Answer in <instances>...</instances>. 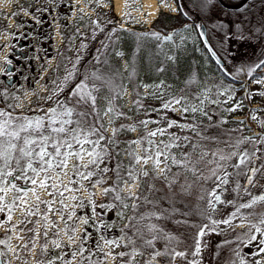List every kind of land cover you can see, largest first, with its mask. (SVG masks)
<instances>
[{"label": "rangeland", "instance_id": "1", "mask_svg": "<svg viewBox=\"0 0 264 264\" xmlns=\"http://www.w3.org/2000/svg\"><path fill=\"white\" fill-rule=\"evenodd\" d=\"M66 2V12L62 19L57 13H50L51 42L46 41L44 44L33 46L35 69L40 71L41 77L36 78L37 84L32 87L27 84L26 89L20 94L23 103H17L18 107H14L15 111L22 113L19 116L29 118L40 116H32L33 113L29 109L36 104L50 102V91L54 90L56 79L61 74H63L60 77L61 85L65 86L67 81L65 77L72 67V60L74 56H78L83 40L87 37L90 36L91 41L98 44L106 39L110 49L116 39H122L118 27L148 28L161 12L175 14L178 11L175 0H155L157 9L154 15L150 6H144L142 0H121L119 11L115 10L113 0H66ZM54 14L57 17H54ZM208 16L216 19L215 15ZM33 19L38 33L41 30L38 27L43 26L44 21L36 15ZM106 22L107 25L104 26ZM101 24L104 27H98ZM198 25L199 23L195 31L190 28L177 33L169 31L162 39V48L167 58L175 53L181 56L186 54L184 46L194 41V58H198V54L202 55L207 66L201 80L178 81L172 62L165 77L143 85L146 109L142 112L130 111L127 117V121L132 123L135 130L129 132L120 130L118 134V137L122 138L120 147L123 149L126 175L129 176L131 172L135 177L131 181L128 178L123 180L121 183L123 192L134 193L141 183L143 173L147 172V175L159 176L171 191L191 199L214 176L213 171L237 162L239 150L248 145L247 139L260 140L264 137V67H259L254 72L257 75L247 80L250 75L249 69L254 68L253 61L259 49V39L246 38L249 46L242 39L233 48L230 42L217 32L216 26L208 28V39L225 63L224 68L216 67L208 59L207 52L201 48ZM9 34L10 30L3 34L4 43L8 46ZM101 34L103 36L100 41ZM115 57L125 70L127 64L122 48L115 51ZM259 59L264 60L263 53L259 54ZM1 64L0 60V66ZM213 68L214 72L211 71ZM224 73L231 77H225ZM121 101L123 109L131 104L128 86L123 90ZM102 102L107 108L105 96H102ZM193 108L197 110L192 111ZM71 119L78 120L74 114ZM104 121L107 135H113L116 122L123 123L121 118H111L108 113L104 115ZM123 127V124L119 125L120 129ZM160 129L163 130V134L158 131ZM217 130L222 131L223 136L219 142H211L218 137L215 132ZM154 131L157 132L155 136L148 135ZM105 137L100 141L96 151L102 147ZM89 139L95 140L97 137L90 136ZM134 141L137 143H133ZM240 141L243 143H238ZM113 142L114 140L110 145ZM165 145L170 147L165 148ZM74 148L78 149L79 146L74 145ZM85 148L91 150L92 145L86 144ZM158 151L162 155L158 157L160 163L157 165L155 159ZM233 152L238 155L232 156ZM204 153L207 155H203ZM213 153L217 155L214 156ZM221 155L231 158L221 160ZM148 156H152L153 159L144 163L143 159ZM137 157L141 158L139 163ZM173 158L180 163H173ZM88 160L87 155H84L82 160L73 157L69 159L67 168L49 170L47 175L51 179L47 180L49 185L47 188H41L38 184L33 185L31 180L23 178L16 180L15 177L21 173L15 170V164L11 166L9 170L14 176L11 182L18 187L26 185L27 187L23 189L27 190V195L10 190L2 202V205H13L11 209L5 206L3 211H0V241H5L0 244L3 264H49V261L52 264H76L80 262L78 259L82 254L81 262L87 264L89 256L86 251L89 248L102 254L101 264H160L162 256L153 260L154 253L145 254L136 249L120 247L115 229L124 218L122 213L115 216L110 214L108 220H100L97 215L92 214L90 222H83L86 220L85 216L81 215L84 203L91 200L86 189L89 179H82L73 169V165H79L78 171L85 174L86 170L91 169L93 172L98 170L100 163L97 162L92 168ZM23 163L22 161L21 164ZM85 164H88L87 168L83 167ZM27 175L31 177L32 173L29 172ZM44 177L45 174L40 173L36 179L39 181ZM9 178L4 179L10 181ZM69 178L72 183H69ZM65 185L72 191L65 190ZM251 188L254 192L250 191V196L255 192L254 196L264 195V180L255 181ZM16 196H22L23 200H14ZM251 199L252 197L244 195L235 201L230 197L229 191L222 188L221 202H215L218 218L212 222L210 228L203 230V235H199V254L193 255L197 249L196 244L194 251L174 260L171 258V263L192 264L195 261L196 264H264V251H261L264 249V224L260 223L264 219V201H258L247 212L237 214L230 223H223L225 220L229 221L233 215L231 209L234 205L248 203ZM252 225H256L260 231L258 232ZM84 226L88 234L81 243L80 234ZM95 227L98 230L91 234ZM53 241L60 247H56Z\"/></svg>", "mask_w": 264, "mask_h": 264}, {"label": "trees", "instance_id": "2", "mask_svg": "<svg viewBox=\"0 0 264 264\" xmlns=\"http://www.w3.org/2000/svg\"><path fill=\"white\" fill-rule=\"evenodd\" d=\"M175 1L178 5L177 13L161 12L152 26L148 28L118 27L119 36L122 39H116L114 46L110 49L106 44V39H103L99 44L96 41L92 42L90 36L84 39L82 48H80L81 51L72 60V67L69 71L72 75L65 82V86L61 85V79L58 78L55 84V98L48 103L36 104L29 109L33 113L32 116H45L50 108H58L57 102H59L66 107L73 108L77 119H81L77 113H89L88 125H94L100 130V134L106 137L102 147L98 150L101 153L98 159L100 167L95 172L91 169L90 171L86 170L93 173L86 186L91 200L84 203L81 215L85 216L87 222H90L92 214L97 215L100 220H108L110 214L115 216L122 213L124 218L115 229L120 247L122 249H136L145 254H155L157 251L167 253V255H162L160 264H172L171 258L175 253L189 254L194 251L201 229L210 228L212 222L218 218L217 207L215 206L213 209L209 208L208 205V200L212 198L210 194L213 191L215 195L220 197L222 188H226L230 197L238 201L244 195L253 197L256 193H252V196L249 195L250 191L254 192L251 188L252 185L248 184L247 177L249 175L252 176L253 183L264 180V137H261L260 140L247 139L248 145L239 150L238 154L246 153L248 155L246 165H242L239 169L233 165L218 169L215 175L191 199L171 191L159 176L153 175L142 176L141 183L133 194L128 191L123 192L121 189L123 180L128 178L131 181L132 179L126 175L125 162L122 157L123 149L120 147L122 138H119L118 134L120 130L129 132L133 128L132 123L127 121L130 111L142 112L146 109L142 93L143 85L165 77L172 62H174L178 81L199 82L207 70L202 55L198 54V58H194V41L184 46L185 55L179 56L178 53H175L167 58L162 48V39L165 34L169 31L171 33L181 32L188 28L195 31L197 24L203 22L206 29L216 26L217 32L226 41L228 40L233 48L242 39L248 46L250 45L248 40L259 39V49L255 53L253 61V69L255 70L248 75L247 80L257 75L254 72L259 67H264V64L261 63L264 60L259 59V54H264V0ZM211 14L215 15L216 19L208 16ZM172 24L173 26H171ZM102 26L101 24L98 27L101 28ZM102 36L103 34L100 36V41ZM227 45L229 46V44ZM118 48H122L124 51L127 64L125 70L122 69L119 59L115 57V51ZM201 48L205 51L203 46ZM208 59L216 65L209 56ZM224 65L225 63L222 66L216 65V67L224 68ZM257 65L260 66L257 67ZM197 69L199 73H197ZM211 71L214 72L215 68ZM93 73L100 79H95ZM224 75L231 77L226 73ZM85 77L89 78L85 83L89 85L90 90L98 89V91L93 92L96 97L94 106L91 101L78 103L79 98L72 94L76 85L85 80ZM125 86L130 89L132 101L128 107L123 109L121 96ZM102 96L107 99V108L102 102ZM109 108L112 109L111 112H109ZM2 110L8 111L5 107H2ZM106 113L111 118L117 117L123 121V123L116 122L114 124L116 131L113 135L106 133L104 121ZM21 114L16 112V117H20ZM120 124H123V129L119 128ZM215 132L218 137L211 142H219L223 136L222 131L217 130ZM113 140L114 142L110 145ZM238 162L239 155L235 164ZM93 167L95 165H92ZM103 169L108 171H102ZM252 169L258 171L253 174ZM97 181L100 183L98 184ZM223 181H227V183ZM238 185L239 187H237ZM102 189H112V191L104 193ZM117 192L121 199H116ZM213 202L215 204V201ZM133 203L136 204L135 208L132 207ZM240 204L237 203L232 207L231 210L235 215H231L230 222L236 218L237 214L245 213L249 209L240 208ZM213 211L215 212L213 213ZM142 216L145 219L141 220L140 217ZM152 224L157 226V231H148L147 226ZM96 230H98L97 227L91 234H95ZM87 234L88 231L84 226L80 234L81 243ZM154 235L158 238L153 240L151 246H148L145 241L152 239ZM166 236L172 239H166ZM129 241L132 242L129 243ZM86 253L89 256L87 264H101L102 254H98L92 248H89ZM82 256L83 254L78 259L80 262L76 264H85L81 262Z\"/></svg>", "mask_w": 264, "mask_h": 264}, {"label": "snow or ice", "instance_id": "3", "mask_svg": "<svg viewBox=\"0 0 264 264\" xmlns=\"http://www.w3.org/2000/svg\"><path fill=\"white\" fill-rule=\"evenodd\" d=\"M159 38V37H157ZM118 55H122L118 53ZM264 64V61L261 62ZM260 65H257L259 67ZM255 69H249V74ZM72 73L69 72L68 76L65 77L67 80L71 77ZM93 77L95 79H100V77L96 76L93 73ZM89 79L85 77V80H82L78 83L73 90V96L78 97L79 102L87 103L91 101L93 106L95 105L96 97L93 95L94 91H98V89H89V85L85 83V81ZM179 101H177L178 103ZM58 103V108H50L45 116H38L35 118H29L26 116L14 117L11 113L0 110V211H3V208L6 206L9 209L13 207V205H2V202L5 200L7 193L12 190L16 193L23 192L24 195H27V190L18 187L15 183L11 181H6L5 177H10L13 175V172L9 169L13 164H15L17 171L21 173L20 176H16L15 179L19 180L21 178L25 180H31L33 185H37L41 188H47L49 185L47 184V180L51 179L47 175L49 170L54 168L65 169L68 167V161L70 158H76L77 160H82L84 155L89 157L88 164L97 165L98 159L100 158L101 153L96 151V148L99 146L100 141L104 139V136L100 134V130L95 128L94 125H88L87 117L89 115L88 112H80L77 113L81 119L73 120L71 117L74 114V109L70 107H66L64 104ZM168 107V105H165ZM197 109L193 108L192 111H196ZM112 109L109 108V112ZM111 122V121H110ZM146 123V122H143ZM70 125H74V127H69ZM172 124H169L171 127ZM131 130H135L134 128ZM116 130L114 129L113 132ZM161 134H163V130H158ZM157 132H149V136H155ZM95 135L97 139L91 140L90 136ZM133 143H137L134 141ZM238 143H243L240 141ZM92 145L91 150L85 148V145ZM74 145H78L79 148H74ZM170 147V145H165V148ZM51 149V151L49 150ZM63 149V151H62ZM16 154L15 156L13 154ZM162 155L161 152L156 153L157 159H155V163L158 165L160 163L158 157ZM203 155H207L204 153ZM213 155H217V153H213ZM232 156H237L238 154L233 152ZM59 158V159H58ZM203 156L201 157V159ZM231 157L220 156L221 160L230 159ZM137 162L139 163L141 158L137 157ZM149 159H153L152 156H148L143 159L144 163H147ZM24 162L23 165L21 162ZM246 161H248V155L246 153L239 154V162L234 164L233 167L240 168L242 165H246ZM173 163L179 164V161H176L173 158ZM88 164L83 165V167L87 168ZM35 165V166H34ZM73 169L77 172L78 175L81 176L82 179H89L93 173L87 172L86 174L83 172H79V165H73ZM102 171H108L107 169H103ZM258 170L252 169V173L255 174ZM31 172L32 176L29 177L27 173ZM40 173H44V179H40L37 181L36 177L40 175ZM67 175V173H65ZM143 175H147V172H144ZM213 175H215V171H213ZM227 175V173H225ZM130 179H135L132 173H129ZM248 184H253L252 176L249 175L247 177ZM227 183V181H223ZM69 183H72L71 178H69ZM99 184L100 181H97ZM7 184V186H5ZM59 187V185H57ZM65 190L72 191V189L67 188L65 185ZM95 187V185H94ZM239 187V185L237 186ZM33 194H35L34 189H32ZM108 191H112V189H102V192L107 193ZM63 195V193H60ZM212 197L208 200L209 208H215V202H221L220 197L215 195V192L210 194ZM76 197H73L75 199ZM20 199L23 200L22 196L14 197V200ZM116 199H121L118 192L116 195ZM258 201H264V195L253 196L249 203H244L239 205L240 208H250L252 205L256 204ZM132 207L135 208L136 204L133 203ZM239 210V209H238ZM31 215L32 213L29 212ZM235 215V213L233 214ZM9 219L11 217L9 216ZM141 220L145 219V217H140ZM87 223V220L83 221ZM230 221L225 220L223 223H229ZM261 224H264V219L260 221ZM134 226V225H130ZM149 232L157 231V226L152 224L148 225ZM252 227L256 228L259 232L260 229L256 225H252ZM139 232V230H137ZM204 231L201 229L199 235H203ZM157 236H153L152 239L146 240L145 243L148 246H151L153 240L157 239ZM166 239H172L171 237H165ZM71 239V237H70ZM255 239V237H253ZM132 241H129L131 243ZM5 243V241H0V244ZM56 247H60V245L53 241ZM107 243H114L113 241H107ZM199 241H197V249L193 253V255L199 254ZM264 251V249H261ZM136 254V253H133ZM162 255H167V253L155 252L153 256V260L155 257H159ZM185 254L182 252L175 253L172 257L174 260L176 257H183ZM49 264H52L49 261ZM192 264H196L195 261Z\"/></svg>", "mask_w": 264, "mask_h": 264}, {"label": "flooded vegetation", "instance_id": "4", "mask_svg": "<svg viewBox=\"0 0 264 264\" xmlns=\"http://www.w3.org/2000/svg\"><path fill=\"white\" fill-rule=\"evenodd\" d=\"M66 4V0H0V110L5 107L8 113L16 115L14 107L17 108L18 104L23 103L20 97L23 89H26L27 84L30 87L37 84L36 78L41 77V74L35 69L33 46L51 42L50 13H57L62 19ZM34 15L44 21L43 26L38 27L41 29L38 33L35 30ZM57 16L54 14V17ZM6 30H10L7 39L9 46L4 43L3 34ZM61 76L63 74L59 79ZM55 96L54 87V90L50 91L49 100H53ZM39 97L44 100L41 95ZM21 187L25 188L24 185ZM0 254L2 257L1 248Z\"/></svg>", "mask_w": 264, "mask_h": 264}, {"label": "water", "instance_id": "5", "mask_svg": "<svg viewBox=\"0 0 264 264\" xmlns=\"http://www.w3.org/2000/svg\"><path fill=\"white\" fill-rule=\"evenodd\" d=\"M199 33H200V39L202 42L203 47L206 49L209 57L215 62V64L217 65H222L223 64V60L220 58V56L217 54V52L215 51V49L212 47L208 37H207V33H206V27L203 23H200L199 26ZM10 180L13 181L14 180V176H10ZM24 187H26V185H24ZM0 264H3V260L0 254Z\"/></svg>", "mask_w": 264, "mask_h": 264}, {"label": "bare ground", "instance_id": "6", "mask_svg": "<svg viewBox=\"0 0 264 264\" xmlns=\"http://www.w3.org/2000/svg\"><path fill=\"white\" fill-rule=\"evenodd\" d=\"M114 1V8L116 11H119L120 8H121V0H113ZM143 3H144V6L148 5L150 6L151 10H152V13L153 15L155 14L156 12V3H155V0H142Z\"/></svg>", "mask_w": 264, "mask_h": 264}]
</instances>
